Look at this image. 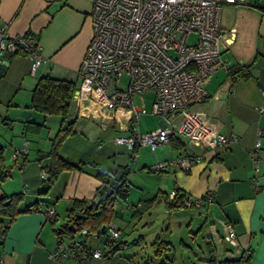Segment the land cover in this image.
I'll return each mask as SVG.
<instances>
[{
	"label": "crops",
	"instance_id": "crops-1",
	"mask_svg": "<svg viewBox=\"0 0 264 264\" xmlns=\"http://www.w3.org/2000/svg\"><path fill=\"white\" fill-rule=\"evenodd\" d=\"M92 3L93 0H0V24L7 25L8 36L26 32L35 35L41 56L32 71V59L26 54L7 51L0 55V64L7 61L0 74V171H8L6 177L0 178V194L22 193L21 208L36 204L16 216L3 239L0 234L4 264H77L69 247L71 241L58 243L53 228L65 221L73 199L91 201L99 193L102 179L97 172L114 178L119 169L126 170L128 195L121 198L118 207L115 201L111 224L120 231L115 240L127 245L118 253L107 254L103 239L79 233L74 240L102 252L101 258L89 257L81 264H177L175 253L169 251L176 249L175 234L182 236L179 244L190 246L192 251L193 244L203 252L201 258L193 251V264L200 259L205 263L204 239L208 236L220 258H237L250 247L254 251L250 264H264V0L223 4L220 50L227 69H218L211 75L205 85L206 99L193 106L220 133L235 134L237 140L227 147L200 150L174 136L153 150L142 146L151 152L137 149L134 162L139 161L141 169L179 156L194 154L198 158L192 159L187 171L167 166L162 171L134 169L132 173L128 169L130 150L114 142L115 136L129 133V114L125 109L111 113L93 107L91 99L81 91V78L77 76L92 35ZM236 63L248 65L246 76L228 73ZM46 75L75 82L70 118L65 119L74 120V134L62 143L59 155L83 162L80 169H64L53 179L46 173L49 159L35 158L50 148V138L63 119L30 106L35 83ZM145 94L152 96V104V92L134 93L132 99L148 111L144 103L136 102ZM156 117L158 125L153 129L162 125ZM13 146L27 149L23 165L13 164ZM46 174L48 178L44 179ZM173 188L184 195L209 191L211 200L195 207L167 209L165 203L171 200ZM148 204L149 209L137 211ZM48 208L54 210V223L46 217ZM225 223L235 230L237 245L223 242ZM46 225H50L49 230ZM204 227L208 233L202 235ZM190 236L191 244L187 243ZM63 251L68 255L53 256Z\"/></svg>",
	"mask_w": 264,
	"mask_h": 264
},
{
	"label": "built area",
	"instance_id": "built-area-1",
	"mask_svg": "<svg viewBox=\"0 0 264 264\" xmlns=\"http://www.w3.org/2000/svg\"><path fill=\"white\" fill-rule=\"evenodd\" d=\"M248 0H93L92 35L85 48L77 76L81 91L91 99L93 107L114 113L125 109L129 114L126 135H117L114 142L130 150L134 162L137 149L149 146L152 150L178 136L200 150L227 147L237 140L235 134L226 136L214 124L193 108L207 97L205 85L218 69H227L220 50L221 10L223 4H246ZM7 25L0 24V55L23 51L32 59V71L39 65V43L35 35L26 32L9 37ZM193 39H188L192 37ZM126 75V85L119 79ZM152 92L150 110L133 103L134 93ZM149 113L158 116L162 125L141 133L138 116ZM259 141L255 146L258 147ZM27 149L13 146L11 158L23 165ZM193 154V153H192ZM198 156H179L148 166L162 171L167 166L188 169ZM129 186L124 182V188ZM179 195L177 188L169 193L172 200ZM210 192L185 195L177 208L193 207L210 201ZM46 217L54 216L48 208ZM111 238L120 231L110 224ZM87 230H82L86 233ZM232 225L225 223L222 240L237 245ZM79 248L82 242L70 244ZM0 250V264H4ZM67 256L55 252L53 256ZM101 258L98 248L82 247L75 257L81 264L87 257Z\"/></svg>",
	"mask_w": 264,
	"mask_h": 264
},
{
	"label": "trees",
	"instance_id": "trees-1",
	"mask_svg": "<svg viewBox=\"0 0 264 264\" xmlns=\"http://www.w3.org/2000/svg\"><path fill=\"white\" fill-rule=\"evenodd\" d=\"M12 53L24 54L23 51ZM228 73L231 75L246 76L248 74V65L236 63L228 68ZM74 88L75 82L73 80L58 79L46 75L37 80L31 92L30 106L33 109L44 114L60 115L63 119L57 131L50 138V148L46 151H40L37 154V158H35L36 160H43L45 158L49 159V163L46 166V173L50 175L51 179L64 169H80L83 164V162H73L62 158L59 155V149L62 143L67 137L74 134V120L65 121L71 105ZM1 150L2 148L0 147V152ZM23 160L27 161V158L24 157ZM185 170L187 171L188 169ZM7 173V170H1L0 178L6 177ZM96 175L100 179L105 177V174L101 172H97ZM125 181H127V179L126 170L124 169L120 184L115 191L116 197L114 199L108 198L103 204H92V206H89L92 200L85 201L81 199H73L67 208L65 221L53 228V233L57 242L61 243L64 240H67L71 241V244L75 236L81 233L82 235H94L96 238L103 239L104 244L108 248L107 254H115L123 250L127 243L125 241H116V238H111L108 226L111 224V220L115 216V201L118 198L125 199L128 195V186L124 188ZM184 196V194H179L174 199L167 201L165 207L167 209L177 207ZM22 199L23 195L20 192L0 194V234L2 239L6 234L8 226L16 216L23 211L30 210L32 206L36 205L32 204L21 208L20 203ZM150 205L151 204H148L147 207L138 208L137 211L141 210L143 212L147 210ZM2 218L5 219V221H3ZM50 220H52V223L56 221L53 217H50ZM84 229L87 230L86 233H82V230ZM204 243L207 250L205 264H250L254 252L253 249L249 247L241 251L237 258H220L211 237H206ZM225 243L230 246L228 242ZM69 247L71 248V251H73L74 258L79 254V248L80 250L82 247L93 249V247L84 243H82L79 248H73L71 245Z\"/></svg>",
	"mask_w": 264,
	"mask_h": 264
},
{
	"label": "rangeland",
	"instance_id": "rangeland-1",
	"mask_svg": "<svg viewBox=\"0 0 264 264\" xmlns=\"http://www.w3.org/2000/svg\"><path fill=\"white\" fill-rule=\"evenodd\" d=\"M188 39L192 40L193 36L189 37ZM127 80H128V77L126 75L121 76V78L119 79V85L120 86L126 85ZM151 98H152L151 95L145 94L141 101L139 99H137L136 102L139 103V104L142 102V103L145 104V106L147 108L150 109V107H151L150 106L151 105ZM69 118H70V115L68 114L67 115V120ZM138 121H139V129H140L141 133L148 132L151 129L155 128V126L158 125L157 124V117L154 116V115H151L149 113L139 115ZM141 148H142V152H145V151H146V153L151 152V151L148 150L149 147L145 148V147L141 146ZM128 164H129V166H128L129 173H132L134 169L136 171L139 169L140 171H145V172H157V171L148 169V167L141 169V166L138 167L139 161L136 162V163L131 161V157L130 156L128 157ZM120 202H122V199L118 198L115 205L118 207L119 204H121ZM185 208H188V207H185ZM205 228L206 227H204L203 231H202V229L200 230L202 232V235L205 233ZM46 229L49 230L50 229V225H46ZM181 237L182 236H179V234H175L174 235V238H175V241H176V244H177L176 245V249H175V251L169 250L170 254H174L175 253L174 255H176V258H177V262H178L177 264H193V262H195V255H194L193 251L198 252V254L201 256V258L203 257L202 256L203 252L201 250L195 249L194 245L191 244V240H192L191 236L189 237V242H187V243L191 244V246L193 248V251H192L190 246H188V245L187 246H185V245L183 246L182 244H179V241H180L179 239ZM183 238L185 239V237H183ZM199 238H200V236H199ZM201 246L204 247L202 242H201ZM203 250H204V248H203ZM196 262H198L197 264H205L203 261H201V259L200 260H196Z\"/></svg>",
	"mask_w": 264,
	"mask_h": 264
},
{
	"label": "water",
	"instance_id": "water-1",
	"mask_svg": "<svg viewBox=\"0 0 264 264\" xmlns=\"http://www.w3.org/2000/svg\"><path fill=\"white\" fill-rule=\"evenodd\" d=\"M7 65V61L4 60L0 64V74L3 72ZM124 174V169H119L115 175L114 178H110L109 176H105L102 179V185L100 188L99 193L93 198L92 202L89 204V206H92V204H103L108 198L114 199L116 197V188L120 184V180L122 175ZM48 178V174L44 176V179ZM206 234L208 233V229L205 228Z\"/></svg>",
	"mask_w": 264,
	"mask_h": 264
}]
</instances>
